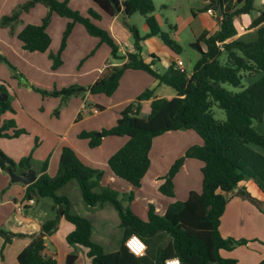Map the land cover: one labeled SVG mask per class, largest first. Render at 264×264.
Listing matches in <instances>:
<instances>
[{
	"label": "trees",
	"instance_id": "obj_1",
	"mask_svg": "<svg viewBox=\"0 0 264 264\" xmlns=\"http://www.w3.org/2000/svg\"><path fill=\"white\" fill-rule=\"evenodd\" d=\"M93 1L109 16L116 15L120 10L126 16L136 12L143 16L149 30L140 35L136 26L128 25L135 52L127 53L125 62L106 65L88 86L71 84L52 90L42 89L32 85L7 62L13 76L43 96H59L62 106L70 97L87 92L112 95L127 69L149 73L159 84L172 87L176 95L171 98H153L149 114L142 117L141 101L154 96L153 88H146L121 110L114 125L99 131L101 136L96 135L97 131L84 130L78 136L87 138L90 147L99 145L102 137L107 135L127 136V141L108 158L107 164L116 176L138 188L149 168V151L154 137L166 131L192 129L200 136L202 143L189 146L182 156L175 159L159 190L165 195L174 196L173 177L186 158L202 161V187L200 191H189L186 199L169 204L163 214L156 213L150 204L147 218L142 219L124 204L133 198L132 192L122 198L115 190L101 187L103 170L87 165L73 148L63 146L56 173L50 176L45 172V161L40 166L42 173L26 186L22 198L24 209L31 206L33 200L49 198L55 214L43 221L39 232L27 235L30 241L17 254L18 263L56 264L54 258L45 256L44 237L55 231L59 219L64 217L74 225L66 241L87 248L91 264H164L166 258L173 256H177L181 264H237L235 259L223 257L221 251L233 249L248 240L222 236L219 225L228 194L234 189L241 197L256 202L239 186L244 180H253L264 193V8L251 20V28L259 25L255 30L256 37L244 39L242 36L237 37L236 19L252 13L255 0H208L201 10H215L218 27L214 31L203 30L190 43L200 56L188 73L185 69H178L173 61L166 69L158 71L154 68L155 60H158L155 54H150L149 61H145L140 54L141 41L151 36L160 37L175 53L181 51L179 42L163 31L156 20L153 0ZM37 3L47 8L46 15L40 24L24 25L17 33V38L22 42L23 49L44 52L51 42L46 26L52 14L68 18L58 51L49 53L52 68L62 63L61 53L75 23H81L90 35L106 43L110 47L112 59L124 58L119 54L118 45L109 32L96 24L99 13L89 9L83 15L69 7L66 0H27L18 4L10 15H3L1 25L9 26L13 32L20 13L29 11ZM224 84L238 90L228 89ZM1 90H5L3 84H0ZM213 105L225 111L224 120L215 118ZM60 106L54 110L55 115H58ZM96 107L103 109L100 105ZM7 109H11L9 102L0 101V115ZM13 127V120L0 123V136L12 138L24 132ZM10 128L13 129L8 132ZM0 158L16 173H27L32 169L30 155L15 162L0 150ZM70 179L78 182L83 200L89 206L110 203L117 210L120 226L124 229L122 243L117 250L106 252L99 243L94 242L91 239L90 220L73 213L68 198L57 193ZM258 207L264 215V203L258 204ZM9 234L0 227V235L5 242L11 240ZM131 234L145 241L144 255L136 256L124 245V240ZM258 264H264V259Z\"/></svg>",
	"mask_w": 264,
	"mask_h": 264
},
{
	"label": "crops",
	"instance_id": "obj_2",
	"mask_svg": "<svg viewBox=\"0 0 264 264\" xmlns=\"http://www.w3.org/2000/svg\"><path fill=\"white\" fill-rule=\"evenodd\" d=\"M25 1L27 0H0V17L11 14L18 4ZM207 2L208 0H205L197 10L201 16H199V23L194 24L195 28L192 29L189 22L196 16L193 13L187 23L186 21L181 25L175 23L176 25L173 26L175 34L179 28L187 26L193 41L203 30H216L218 22L215 14L200 10ZM68 4L83 15H86L89 9L99 13L100 18L95 20L96 24L109 32L118 45L119 54L124 58L112 59L110 47L106 43L99 42L98 37L90 35L81 23H75L62 53V63L57 68H52L49 53L57 52L60 38L68 22V18L56 13L52 14L46 26V31L51 38L48 49L44 52L23 49L17 33L26 24L42 22L47 8L41 3H37L19 16L20 22L14 26L13 32L9 26L0 24V57L2 58L0 59V84H3L5 89L0 92L7 93L5 101L9 102L11 108L1 113L0 123L13 120L14 129L24 130L17 137L0 136V150L15 162L30 155L32 169L38 177L42 173L40 166L45 161L47 162L45 172L53 176L58 168L62 147L69 146L76 151L84 163L103 170L101 187L115 190L122 195V198L124 194L133 193V198L124 204L128 205L137 216L146 219L150 204L154 206L156 213L163 214L169 204L186 199L189 191L201 190L203 163L196 158H186L174 175V196L165 195L159 190L175 159L182 156L189 146L202 143L200 136L194 130L166 131L154 137L149 151V168L138 188H134L127 181L116 176L107 164L108 158L127 141V136L107 135L102 137L99 145L90 147L88 139L80 138L78 134L83 130L99 132L114 125L121 110L146 88H153L154 96L141 101L140 116L142 117L149 114L150 102L153 98H171L176 95V91L164 89L157 94L156 87H160L161 84L153 76L143 70L127 69L120 77L118 87L112 95L87 92L84 95L70 97L66 104L60 106L59 96H43L22 84L13 76L12 69L7 63L13 65L32 85L52 90L71 84L88 86L94 82L106 65H120L127 60V53L135 52L132 34L128 26L123 25V22L127 25L131 24L132 15L126 16L120 10L116 15L109 16L93 0H68ZM254 6L256 11L253 10L255 12L253 16L255 17L259 14V10L264 8V2L257 5L255 0ZM131 25L138 29L136 24ZM236 26L238 36L241 31L237 20ZM169 27L172 26L169 25ZM148 30L147 26L142 33L139 29L138 32L144 35ZM173 37L177 40L175 35ZM155 39H158L157 36L147 37L141 41L140 54L145 61L150 60V54L156 55L155 51L149 49L150 51L146 53L144 50L147 45L154 46ZM159 43V49L166 46L161 41ZM93 49L96 50L91 53ZM164 52L168 59L163 61V70L172 61L181 59L168 49ZM84 56L88 58L80 63ZM159 58L158 60L162 62ZM181 60L187 71L184 60ZM96 105L102 106L103 109H98ZM59 106V113L55 115L54 110ZM13 128H10L8 132H11ZM239 186H242L256 202L238 195L237 189L230 192L220 219L219 230L224 237L244 238L248 242L230 250H222L221 255L235 259L237 264H258L264 259V215L258 207V204L264 203V193L251 179L244 180ZM25 189L26 185L11 182L8 173L0 169V227L12 234L8 242H5L4 237L0 235L2 264H19L17 254L29 243L30 239L27 235L39 232L43 221L52 218L55 214L49 198H47L49 202L43 198L33 200L31 206L24 209L22 198ZM57 193L68 198L73 213L90 220L91 239L99 243L104 251L112 252L120 247L124 229L120 226L119 214L112 204L103 203L94 206L86 204L75 179L68 180ZM73 229L74 225L61 217L55 231L44 237L45 256L54 258L56 264H91L87 248L78 244H69L66 241L67 234ZM15 234H22V236Z\"/></svg>",
	"mask_w": 264,
	"mask_h": 264
},
{
	"label": "rangeland",
	"instance_id": "obj_3",
	"mask_svg": "<svg viewBox=\"0 0 264 264\" xmlns=\"http://www.w3.org/2000/svg\"><path fill=\"white\" fill-rule=\"evenodd\" d=\"M59 1H63V0H59ZM66 1L68 2V0H66ZM153 2H154V6H155L154 16H155L156 20L158 21L162 30L166 31L171 38H174L173 35H175V37H177V41L181 45V51H180V53H175L174 51L170 50L167 46H163L162 49L161 48L159 49L158 48V46L160 44L159 42L161 41L162 44L164 42L158 36H157L158 39L154 40V42L156 44L154 46L153 45L152 46L147 45V47L146 46L144 47V50L146 51V53L150 50L155 51L156 55H158L157 57L158 58L160 57L159 59H161L162 62L160 60H155V64H154V68H156L158 71H163V67H162L163 63H164L163 61L168 59V58H166L164 51L166 49H168L171 53L174 52V54H176L177 56H179L181 59L184 60L187 72L190 73L193 69L195 62L199 58L200 54L197 50H195L193 47L190 46V43L192 42V35H191V32L189 31V29L187 28V26L179 28V30L177 31L176 34H175V27H173V26L176 25L175 23H178L179 25L183 24L185 21L187 23L192 18V14L195 13L196 14L195 18L193 20L189 21V22H191L190 25H191L192 29L195 28L194 24L196 25L199 23V21H200L199 16H201V14H199V12L197 10L203 5L205 0H153ZM262 2H264V0H256L257 5L261 4ZM68 6H69V4H68ZM254 11H256V10H254ZM254 11L250 14L241 15V16L237 17V19H236L239 30L241 31V33L238 36H242L244 39H252V38L256 37V31L255 30L257 29V27L259 25L255 26L253 28L250 27L251 20L253 19V17H254L253 15L255 13ZM23 12H26V11H22L20 13V15ZM5 15H10V14H5ZM1 17H0V20H1ZM131 21H132V22H130L131 24L134 23L138 26L140 33H142V30H144L147 27V25L143 19V16L137 12L132 14ZM18 22H20V19L18 20ZM49 22H48V24H49ZM130 23H128V24H130ZM123 25L128 26L126 22H125V24L123 22ZM169 25L172 26L173 28H170ZM61 38H62V36H61ZM61 38H60V43H61ZM68 38H69V36H68ZM68 38L66 40V45L68 43ZM65 48H66V46L64 47V49ZM64 49H63V51H64ZM95 50L96 49H93L91 51V53H93ZM63 51H62V53H63ZM62 53H61V60H62ZM87 58H88V56H84V59L80 60V63L85 61ZM224 86L227 87L228 89H231V90H238V88H233L229 84H224ZM164 89L170 90L171 92H175V90L172 87L165 85V84H161L160 87H156V93L158 94L159 91H162ZM212 110H213V114H214L216 119H219V120L225 119V111L223 109L217 107L216 105H213ZM258 127L260 128L262 126H258ZM126 196H127V194H124L123 197H126ZM121 197H122V195H121ZM43 199L46 200L47 202H49V199H47V198H43Z\"/></svg>",
	"mask_w": 264,
	"mask_h": 264
},
{
	"label": "built area",
	"instance_id": "obj_4",
	"mask_svg": "<svg viewBox=\"0 0 264 264\" xmlns=\"http://www.w3.org/2000/svg\"><path fill=\"white\" fill-rule=\"evenodd\" d=\"M210 13L215 14V10L209 8L207 10ZM176 67L180 70H184V64L181 59L175 60ZM124 245L127 249L136 256L144 255L146 251V243L145 241L136 234H131L124 240ZM164 264H181V260L177 256L168 257L164 260Z\"/></svg>",
	"mask_w": 264,
	"mask_h": 264
},
{
	"label": "water",
	"instance_id": "obj_5",
	"mask_svg": "<svg viewBox=\"0 0 264 264\" xmlns=\"http://www.w3.org/2000/svg\"><path fill=\"white\" fill-rule=\"evenodd\" d=\"M7 99V93L6 92H0V101H5ZM97 136H101V133H97ZM0 169L5 170L9 177L11 182H20L26 186L33 183L36 180V173L35 170L30 169L27 173H16L12 171L10 167L7 166L6 162L0 158ZM9 236L12 237V234H9Z\"/></svg>",
	"mask_w": 264,
	"mask_h": 264
}]
</instances>
